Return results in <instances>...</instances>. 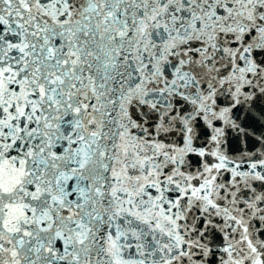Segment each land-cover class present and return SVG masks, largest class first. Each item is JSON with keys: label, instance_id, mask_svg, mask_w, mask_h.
Segmentation results:
<instances>
[{"label": "snow or ice", "instance_id": "obj_1", "mask_svg": "<svg viewBox=\"0 0 264 264\" xmlns=\"http://www.w3.org/2000/svg\"><path fill=\"white\" fill-rule=\"evenodd\" d=\"M0 264H264V0H0Z\"/></svg>", "mask_w": 264, "mask_h": 264}]
</instances>
